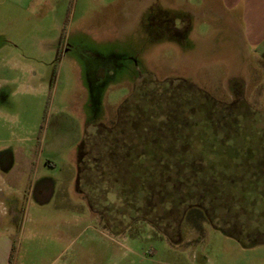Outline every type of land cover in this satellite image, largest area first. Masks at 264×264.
Wrapping results in <instances>:
<instances>
[{
  "label": "rangeland",
  "instance_id": "rangeland-1",
  "mask_svg": "<svg viewBox=\"0 0 264 264\" xmlns=\"http://www.w3.org/2000/svg\"><path fill=\"white\" fill-rule=\"evenodd\" d=\"M51 2L0 1L14 264H264L213 227L264 230V42L220 0Z\"/></svg>",
  "mask_w": 264,
  "mask_h": 264
},
{
  "label": "crops",
  "instance_id": "crops-1",
  "mask_svg": "<svg viewBox=\"0 0 264 264\" xmlns=\"http://www.w3.org/2000/svg\"><path fill=\"white\" fill-rule=\"evenodd\" d=\"M0 1L4 3V10L1 12L2 18H6V16L10 17V12L5 11H12V9L28 13L29 16L25 19H34L35 21H41V17H47L48 14H46V11L54 12V9L50 8L52 5L51 0ZM220 2L225 13L230 16L234 14L240 16L244 32L243 35L248 45L256 47L264 42V0H220ZM63 20L64 18L60 22L63 23ZM55 22V27H58L60 22ZM185 22L188 23V21ZM10 168L11 166L6 168L4 167V163H0V173L8 171ZM14 193L18 195L17 191L10 190L6 186L0 176V264H10L11 245L9 242L21 219L22 212L19 202L16 199L17 195ZM13 195L16 198H12ZM27 197V203L29 200L36 202L42 199L44 200L42 188H35V183H32L28 189Z\"/></svg>",
  "mask_w": 264,
  "mask_h": 264
},
{
  "label": "trees",
  "instance_id": "trees-1",
  "mask_svg": "<svg viewBox=\"0 0 264 264\" xmlns=\"http://www.w3.org/2000/svg\"><path fill=\"white\" fill-rule=\"evenodd\" d=\"M255 188L256 187H253V189H255ZM247 189H250V188H247ZM192 210L196 211L197 209H192ZM213 227L215 229L220 230L223 234L234 238L244 247L254 246L258 242H264V230L257 229L255 226L250 227L249 225H247V227H245L244 229H241L239 231V233H235V234L231 233L230 229H228L225 226H223V227L213 226ZM12 262H13V251L11 252L10 259H9V263L12 264Z\"/></svg>",
  "mask_w": 264,
  "mask_h": 264
},
{
  "label": "flooded vegetation",
  "instance_id": "flooded-vegetation-1",
  "mask_svg": "<svg viewBox=\"0 0 264 264\" xmlns=\"http://www.w3.org/2000/svg\"><path fill=\"white\" fill-rule=\"evenodd\" d=\"M149 29H150V32H151V31H153V29H156V28H151V25L149 24ZM161 31H163V30L161 29ZM165 31L168 32V33H172L171 31H167V29H165ZM238 93H239L238 86H234V89H233V92H232L233 99L236 98V96L238 95ZM79 169H80V167H78V173H79ZM78 180H79V178H78ZM78 183H79V181H78ZM47 186H48V184L47 183H44L43 181L42 182H39V183H35V188H39L40 187L42 189L44 188L45 190H47Z\"/></svg>",
  "mask_w": 264,
  "mask_h": 264
}]
</instances>
